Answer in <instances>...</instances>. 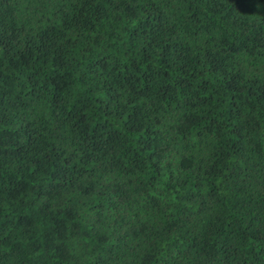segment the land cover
<instances>
[{
	"label": "trees",
	"instance_id": "1",
	"mask_svg": "<svg viewBox=\"0 0 264 264\" xmlns=\"http://www.w3.org/2000/svg\"><path fill=\"white\" fill-rule=\"evenodd\" d=\"M0 264H264V0H0Z\"/></svg>",
	"mask_w": 264,
	"mask_h": 264
}]
</instances>
